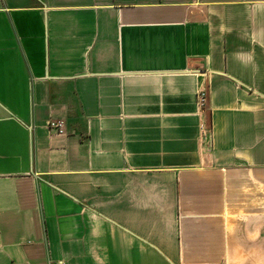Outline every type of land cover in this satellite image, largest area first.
<instances>
[{
  "label": "crops",
  "instance_id": "obj_1",
  "mask_svg": "<svg viewBox=\"0 0 264 264\" xmlns=\"http://www.w3.org/2000/svg\"><path fill=\"white\" fill-rule=\"evenodd\" d=\"M51 263L264 264V0H0V264Z\"/></svg>",
  "mask_w": 264,
  "mask_h": 264
},
{
  "label": "built area",
  "instance_id": "obj_2",
  "mask_svg": "<svg viewBox=\"0 0 264 264\" xmlns=\"http://www.w3.org/2000/svg\"><path fill=\"white\" fill-rule=\"evenodd\" d=\"M207 105H208V91L205 88H200L197 94V106L200 113V116L205 117V113L207 111ZM47 127L50 130V132L63 135L65 134V122L62 120H54L50 119L47 122ZM201 135L202 140L206 142L212 141V135H211V129L208 128L205 120L202 119L201 124ZM51 264H61V263H51Z\"/></svg>",
  "mask_w": 264,
  "mask_h": 264
}]
</instances>
